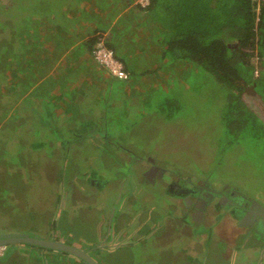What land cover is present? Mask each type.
I'll return each mask as SVG.
<instances>
[{
	"label": "rangeland",
	"instance_id": "374dc122",
	"mask_svg": "<svg viewBox=\"0 0 264 264\" xmlns=\"http://www.w3.org/2000/svg\"><path fill=\"white\" fill-rule=\"evenodd\" d=\"M115 1L95 0L106 11ZM55 2L60 6L65 3L67 8L70 0ZM27 3L21 0L8 11L0 10V35H7L4 41L12 47H18L13 41L18 26L29 20L25 18ZM58 10L57 26L65 27L68 19L61 14V8ZM83 26L81 21L77 28ZM261 53L260 71L257 56V67L248 78H252L251 74L262 78L250 84L254 89L250 94L234 92L198 61L182 59L173 66L168 58L159 72L146 75L150 78L141 88L145 101L138 100L135 86L122 93L120 85L127 82L113 80L119 86L111 88L112 104L107 107L113 122L96 120L99 108L87 104V94L77 98L71 108L87 110L89 117L74 110L68 118L49 115L45 121L33 123L20 138L4 137L0 149V165H4L0 166V229L58 240L81 248L92 257H107L111 264H264L263 252L244 255L245 260L239 253L240 256L226 258L218 252L221 247L214 241L209 248L202 245L198 249L195 245L185 250L188 235L176 231L180 226L164 223L178 217L188 223L189 219L171 201L170 190L163 187L166 182L178 183L180 188L192 187L197 182L211 186L216 178L222 182L220 188H237L244 192L246 203L252 199L264 206V50ZM250 61L254 59L251 57ZM157 66L148 64L145 68ZM140 68L136 64L133 75ZM3 77L0 71V82ZM75 81L78 79H74V85ZM133 96L137 97L135 103ZM1 98L3 101L4 97ZM158 106L164 111H158ZM94 131L98 136L93 138ZM141 157L145 161L139 162ZM143 165L148 170L157 165L162 177L151 183L145 172H139ZM96 182L98 190H92ZM129 191L130 198L124 199ZM144 192L150 193V198ZM149 204L157 207L151 210L149 223L158 219L162 221V231H176L169 238L162 240L158 229L155 234L149 231L144 239L146 226L141 222L134 224L135 218L139 221L148 215ZM120 205L122 210L118 212ZM143 206L139 216L137 210ZM119 217L125 222L120 229L113 225ZM133 228L138 233L131 232ZM128 234L134 238L138 234L139 239H130ZM248 235L247 243H255L254 233L248 231ZM22 246L21 251L33 249L30 256L24 252L23 256L1 258L0 264H86L70 252L54 250L51 255L27 243ZM197 249L195 258L193 253Z\"/></svg>",
	"mask_w": 264,
	"mask_h": 264
},
{
	"label": "trees",
	"instance_id": "16d2710c",
	"mask_svg": "<svg viewBox=\"0 0 264 264\" xmlns=\"http://www.w3.org/2000/svg\"><path fill=\"white\" fill-rule=\"evenodd\" d=\"M24 1L27 3L29 0ZM35 1L38 4L30 5V2L26 4L28 10L25 12V18L29 20L22 21L16 31V38L13 41L18 47H12L10 43L4 41L7 35H0V71L4 76L0 82V98L4 97L3 101L0 99V149L4 145V137L7 139L10 137L12 140L20 138L33 123L45 121L49 115L58 117L65 114L72 99L73 89L86 86L82 79L85 74L83 71L75 85L76 75L70 73V70L80 66L79 60L80 57H84V53L87 58L81 62L84 65L83 69L87 67L86 65L89 67L93 65L89 63L90 61L97 67L94 87L103 88L102 80L113 76L119 81L127 82L120 87L135 86L134 92H139L138 100L141 102L145 101V92L141 89L145 81H140V73L147 79V74L149 76L161 69V65L156 63L158 65L156 68L142 70L141 67L133 75L136 70L119 53L116 41L102 33H94L95 30H92L91 37L74 46L79 36L78 31L90 29L93 26L91 20L95 15L103 18L111 16L110 14L117 10L118 5L115 4L119 0L113 2L108 11L100 9L95 0H70L67 8L64 6L65 3L60 6L55 0L54 3L47 0ZM19 2L21 0H0V10L8 11ZM60 8L63 17L65 15L68 19L65 27L57 26L60 23V20L57 21ZM134 9L139 16L137 18L141 19L136 27L137 30H141V34H137L136 39H130L143 43L152 31V37L157 38L153 40L156 45L151 51L155 59L169 58L173 66L182 59L198 61L220 76L239 95L244 83L262 78L250 75L252 77L250 79L248 74L256 69L257 56L259 67L262 64L264 0H150L146 6L136 2ZM81 21L84 22V26L77 28ZM82 44H85V47ZM98 44L112 50L114 57L122 62L127 74L125 78L112 75L97 61L95 49ZM61 56L63 59L54 65ZM251 57L254 59L252 62ZM114 78H110L111 83ZM158 80L159 78L155 79L156 82ZM112 87L117 88V85L113 83ZM133 99L137 100V97L133 96ZM104 103H111L110 96ZM157 110L164 111L162 106H158ZM27 244L38 250L57 251Z\"/></svg>",
	"mask_w": 264,
	"mask_h": 264
},
{
	"label": "crops",
	"instance_id": "0c3cea01",
	"mask_svg": "<svg viewBox=\"0 0 264 264\" xmlns=\"http://www.w3.org/2000/svg\"><path fill=\"white\" fill-rule=\"evenodd\" d=\"M134 2H135V0H119L118 3L115 4L116 6L118 5L117 10H115L114 13L110 14L111 16H107V17L103 18V16L98 17L97 15H95L91 20L93 22V26H91L90 29L89 28L83 29V30L80 29L78 31L79 36H78L74 46L78 45L76 43H80V42L84 41L85 39L91 37L93 35L92 30H95L94 33H102L104 36L107 35V37H109V39L116 41L118 49H119L118 50L119 53L122 56H124L127 59V61L129 62V64L134 68H135L136 64L141 65L142 70H143L146 67V65H148V64L156 65V63H158L159 65H161L162 63H168V60L166 59V57L162 58V59L160 58V60H159V59H155L152 56L151 51L154 48V46L156 45V44L154 45L153 40L156 37H151V34H149L148 38H146L145 42H143V43H142V41H140V42L139 41L138 42H135V41L132 42L131 41L130 38L136 39L137 34L138 35H139V33L141 34V30L140 29L137 30V28H136L137 25H139V23H137V22H140L141 19L137 18L139 16L136 12V9H134V7H135ZM82 45H83V47H85L84 46L85 44H82ZM63 55H64V53H63ZM62 56L59 57L55 61L54 65L58 64L60 62V60L63 59ZM83 56L85 57V53ZM84 57H80V59H81V60H79L80 66L78 68L76 67V69L73 68V70H70V73L73 75H76L75 77L78 78V76H80L81 71H83L85 74L82 77V79H83V82L86 86L85 87L82 86L84 88H78V89L75 88L76 92H72V99L70 100V104L66 108V112L64 114L66 116L65 118L69 117L68 113H70L71 110H74L75 112H77V114L84 113L86 117H89L87 110L80 111L81 109L78 110V109L71 108L72 106H74L77 98L82 99L83 96L86 97L87 94H89L88 99H87V104H92L93 109L99 108L96 111V114H97L96 120H98L100 122H104V123L113 122V120H115V119L113 117L108 116V114H107V107H109L112 103L105 104L104 100L109 95V93H110L109 96H111L114 93V91L112 92L111 88L112 89H115V88L112 87L113 82L111 83V81H110V78L111 77L114 78V77L111 76L108 78H104L102 80L103 88L98 89L97 86L94 87L93 85L97 79V76L95 74V68L97 69V67H96V64H94L92 61H90L89 63H92L93 65H91L90 67L88 65H86L87 67L85 69H83L84 65L81 62L83 61V59L86 60V58H87V57H85V58ZM169 62L172 63L171 61H169ZM173 63H177V61H173ZM258 67H259V65H258ZM259 68L261 69V66ZM152 69H154V68L152 67ZM76 72H78V73H76ZM103 74L105 76L107 75V73H103ZM140 74H141L140 75V77H141L140 81L146 82L147 79H149V77H147V79L144 78L143 73H140ZM68 77L70 79V75H68ZM258 78H260V76H258ZM250 84H252V82L244 83L243 88H242V92L250 94L249 91H251V90L249 87H247ZM118 88H119V86H117V89ZM122 89H123V91H122ZM129 89H130L129 87H120V91H122V93L123 92L128 93L130 91ZM240 95H241V93H240ZM93 98H95V99H93ZM135 101L136 100L132 98V102L135 103ZM102 107H104V108H102ZM258 111H259V108H258ZM77 118H79V117L77 116ZM104 125H105V127H111V124L107 125V126H106V124H104ZM94 136L95 137L98 136L96 131H94L92 133L93 138H94ZM82 139H84V137H82L80 139V141ZM142 160L145 161V158L142 157ZM139 161H140V159H139ZM143 161H142V164H143ZM146 161L148 162V158ZM151 163H154V162L152 161ZM146 169H147V166L143 165V168H141L139 170V172L142 173V172L146 171ZM175 170L177 172H180V169H178V168ZM156 177H159V175H154V181L152 180L151 183H156V181H157ZM146 178L149 179L147 177V175H146ZM214 179H212V181L214 180L213 181L214 185H216L217 179L216 178H214ZM92 185H93L91 187L92 190H98V183L97 182H96V184L93 183ZM168 185H169V182H166V183H164L163 187L167 188ZM129 193H130V191L125 193L124 199H126V197L130 198L131 193L130 194ZM144 194L146 197L148 196L150 198V193L148 194V193L144 192ZM170 197H171V199H172L171 201L174 203V205H177V209L178 208L183 209L184 212H186V215L189 219L188 220L189 222L183 223V222H181V219L178 217V219H174V220L173 219L172 220L166 219V222L164 224H168V226H170V223L175 224L176 226L178 225L180 227L176 231L184 232L186 235H188L187 236L188 244L184 248L185 250L188 247H194L195 245L198 247V249L202 245H205L207 248H209L210 242L214 241L218 246L221 247L220 251H218V252L226 258H230L231 256H234L233 254L236 253V250L241 247V242H242L241 240L247 241L248 238L245 235L248 234V231H245L244 229H240V227H238L236 222L234 220H232V218H230L229 216H227V215L226 216L224 215L222 217L220 216L218 219V222L213 227H210V225L208 224V223H210L208 218L202 219L201 220L202 222H200L198 224V226H199L198 227L197 225H195L193 223L194 221L192 220L191 210H189V208H185L183 205V202H181L182 197L174 195V194L170 195ZM121 207H122V205L119 206L118 212L120 210H122ZM156 208H157L156 204L155 205L149 204L146 208L148 215H146L143 218H139V221H138V218H135L136 222L134 224L141 222L139 224L146 226V230L142 234L144 239H146L145 236L149 234V231H150V233L152 232L153 234H155V233H157L158 229L161 231L160 233L162 234L161 235L162 240L165 238H169L172 233L176 232V231H171L170 233H166V231H162L161 230L162 227L159 226V224H161L162 221H158V219L154 218L157 221L156 223L153 221H151V223H149L150 212H151V210H155ZM144 209H145V206H143L137 210L139 216H140L141 212H143ZM209 215H211V213H209ZM107 221H108V218L106 219V223H107ZM114 224L120 229L122 227V224H125V222H124L123 218L119 217V219L117 218L114 220L113 225ZM181 228L183 231L179 230ZM135 229L138 230L137 228H133V229H131V232H135V231H133ZM0 231H1L0 232L1 236L4 233L7 235H3V236H8L11 234L26 235L22 231H11L8 233L3 232L2 229H0ZM135 233H138V232H135ZM193 233H195L196 235L194 236ZM128 236H130V239L134 238L132 235L128 234ZM138 237H139V235L137 234L136 238H134V239H139ZM237 243H239V244H237ZM100 246L101 245H99V247ZM243 246H244V244H243ZM21 247H23L22 243L12 244V245H8V246L5 245V249H3V251L0 253V260H1V258H5V257H6V259L11 257V256L15 257L18 254H20L18 256H23L24 252L30 256L33 249H31V248L27 249L24 247L25 249L23 251H21ZM198 249L194 253L191 250V253H193V256L195 258H197V256H198V254H197ZM35 250H38V249H35ZM47 252H49V254H51L52 251L47 250ZM160 254H162V253H160ZM156 255H158V254H156ZM94 258L100 264H111V263H109V259L107 257H104V258L100 257L99 258V256L95 257V255H94Z\"/></svg>",
	"mask_w": 264,
	"mask_h": 264
},
{
	"label": "flooded vegetation",
	"instance_id": "af4514ba",
	"mask_svg": "<svg viewBox=\"0 0 264 264\" xmlns=\"http://www.w3.org/2000/svg\"><path fill=\"white\" fill-rule=\"evenodd\" d=\"M144 172L153 181L154 175H159V177L163 175L157 165H153L151 169H146ZM204 183L197 182L192 187L180 188L181 185L178 183L169 182L167 189L170 190V194L182 197L181 202L185 208L191 210L193 223L197 226L202 222V219L208 218L210 221L208 224L213 227L220 216L227 215L236 222L240 229L252 231L256 236L255 241L258 242L248 244L249 238L247 241L244 240V246L237 249L233 255L240 256L242 254V258L245 260L244 255L252 253L258 255V253L264 252V206L259 201L257 203L252 199L246 203L243 191L237 188L228 190V185L220 188L222 182L217 181L216 185L212 184L214 187L206 186ZM259 220L260 224H258ZM255 229L258 233L255 232Z\"/></svg>",
	"mask_w": 264,
	"mask_h": 264
},
{
	"label": "water",
	"instance_id": "95a60500",
	"mask_svg": "<svg viewBox=\"0 0 264 264\" xmlns=\"http://www.w3.org/2000/svg\"><path fill=\"white\" fill-rule=\"evenodd\" d=\"M247 87H249L251 91H254L253 85H248ZM245 199H246V196H245ZM260 223L261 221L259 220L258 224ZM255 232L258 233L256 229H255ZM255 242H258V241H255ZM14 243H30L33 245H38V246L49 248V249H57L61 251H66V252H70L76 255L86 264H100L99 262L96 261L94 257L90 256L86 251L82 250L81 248H78L76 246H73L67 243H63L58 240L42 239L38 237L26 236V235H21V234H11L8 236L0 235V245L1 244L8 245V244H14Z\"/></svg>",
	"mask_w": 264,
	"mask_h": 264
},
{
	"label": "built area",
	"instance_id": "2783aa9c",
	"mask_svg": "<svg viewBox=\"0 0 264 264\" xmlns=\"http://www.w3.org/2000/svg\"><path fill=\"white\" fill-rule=\"evenodd\" d=\"M150 0H136L141 6H146ZM99 45V44H98ZM95 58L99 63L104 65L109 72L118 77L125 78L127 76L126 71L123 68V64L120 60L116 59L112 50L101 46V44L95 49ZM5 249V245H0V253Z\"/></svg>",
	"mask_w": 264,
	"mask_h": 264
}]
</instances>
